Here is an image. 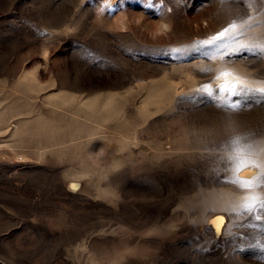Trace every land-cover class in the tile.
Listing matches in <instances>:
<instances>
[{
    "label": "rangeland",
    "instance_id": "1",
    "mask_svg": "<svg viewBox=\"0 0 264 264\" xmlns=\"http://www.w3.org/2000/svg\"><path fill=\"white\" fill-rule=\"evenodd\" d=\"M258 46L264 0H0V260L264 264V212L233 211L264 187L226 182L233 139L264 161V96L203 89L264 86Z\"/></svg>",
    "mask_w": 264,
    "mask_h": 264
},
{
    "label": "snow or ice",
    "instance_id": "2",
    "mask_svg": "<svg viewBox=\"0 0 264 264\" xmlns=\"http://www.w3.org/2000/svg\"><path fill=\"white\" fill-rule=\"evenodd\" d=\"M258 47L260 51H264V46ZM229 75H232V73L229 71H223L217 76V79L220 77L227 78ZM203 89L206 95L209 97H214L217 100L218 106L231 110H237L241 105L239 101L230 103L228 97L235 95L241 99H244L250 94L255 93H259L260 95L264 96V86L253 89L245 85L244 82L239 78H235L233 82H228L226 80L225 83L219 86L218 91L211 89L209 85L203 86ZM231 143L233 146V151L228 159L232 165L230 170L235 173V176L233 178H226V182L235 184L242 189L264 187V161L256 158L257 154L254 153L250 147L241 145V138H235ZM249 166L250 168L260 169L261 171L259 173H252V175L241 176V169ZM253 175L256 176L254 182L252 181ZM242 180H248L249 182L242 183ZM70 187L72 190H77L78 188L77 185H71ZM233 211L247 213H253L254 211L264 212V195H255L249 199H246L245 202L239 205L238 209L234 208ZM255 218L262 219L264 217L256 216ZM217 220L222 222L223 217H218ZM215 223L216 221H213L214 226Z\"/></svg>",
    "mask_w": 264,
    "mask_h": 264
},
{
    "label": "bare ground",
    "instance_id": "3",
    "mask_svg": "<svg viewBox=\"0 0 264 264\" xmlns=\"http://www.w3.org/2000/svg\"><path fill=\"white\" fill-rule=\"evenodd\" d=\"M254 170H255V168H250V166H249V167L243 168V170H241V171L243 172V176H246V175H251L254 172ZM79 184H80V182L78 180H71L69 185L70 186L71 185L79 186ZM218 217H223L222 222L217 220ZM225 219H226V214L224 212L217 211L210 216V218L208 220L209 222L207 223V225L210 226L215 233L219 234L224 229ZM213 221H216L215 226L213 224Z\"/></svg>",
    "mask_w": 264,
    "mask_h": 264
},
{
    "label": "water",
    "instance_id": "4",
    "mask_svg": "<svg viewBox=\"0 0 264 264\" xmlns=\"http://www.w3.org/2000/svg\"><path fill=\"white\" fill-rule=\"evenodd\" d=\"M0 264H6L4 261L0 260Z\"/></svg>",
    "mask_w": 264,
    "mask_h": 264
}]
</instances>
